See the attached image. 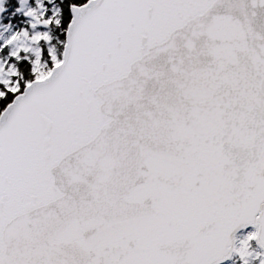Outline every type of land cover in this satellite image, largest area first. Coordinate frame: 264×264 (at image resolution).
<instances>
[{
	"label": "snow or ice",
	"instance_id": "snow-or-ice-1",
	"mask_svg": "<svg viewBox=\"0 0 264 264\" xmlns=\"http://www.w3.org/2000/svg\"><path fill=\"white\" fill-rule=\"evenodd\" d=\"M0 264H264V0H0Z\"/></svg>",
	"mask_w": 264,
	"mask_h": 264
}]
</instances>
